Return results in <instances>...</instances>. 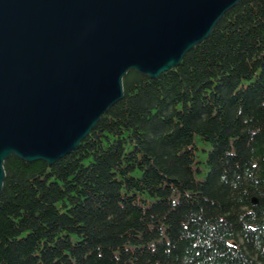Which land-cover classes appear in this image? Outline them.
Wrapping results in <instances>:
<instances>
[{
    "label": "trees",
    "instance_id": "1",
    "mask_svg": "<svg viewBox=\"0 0 264 264\" xmlns=\"http://www.w3.org/2000/svg\"><path fill=\"white\" fill-rule=\"evenodd\" d=\"M123 83L54 164L5 160L0 264H264V0Z\"/></svg>",
    "mask_w": 264,
    "mask_h": 264
},
{
    "label": "water",
    "instance_id": "2",
    "mask_svg": "<svg viewBox=\"0 0 264 264\" xmlns=\"http://www.w3.org/2000/svg\"><path fill=\"white\" fill-rule=\"evenodd\" d=\"M240 1L0 0V192L8 157L69 154L123 97L129 71L178 66Z\"/></svg>",
    "mask_w": 264,
    "mask_h": 264
},
{
    "label": "bare ground",
    "instance_id": "3",
    "mask_svg": "<svg viewBox=\"0 0 264 264\" xmlns=\"http://www.w3.org/2000/svg\"><path fill=\"white\" fill-rule=\"evenodd\" d=\"M90 133H91V132H90ZM90 133H89V134H90ZM87 136H88V135H87ZM87 136H86V137H87Z\"/></svg>",
    "mask_w": 264,
    "mask_h": 264
}]
</instances>
